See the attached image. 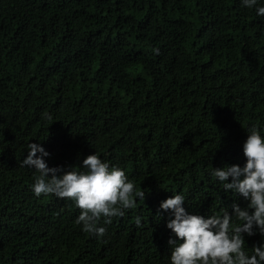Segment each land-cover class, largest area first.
Here are the masks:
<instances>
[{"label": "trees", "instance_id": "obj_1", "mask_svg": "<svg viewBox=\"0 0 264 264\" xmlns=\"http://www.w3.org/2000/svg\"><path fill=\"white\" fill-rule=\"evenodd\" d=\"M0 264H264V0H0Z\"/></svg>", "mask_w": 264, "mask_h": 264}]
</instances>
